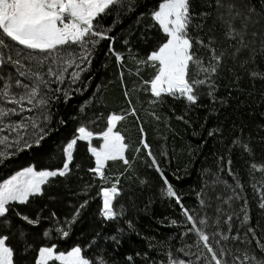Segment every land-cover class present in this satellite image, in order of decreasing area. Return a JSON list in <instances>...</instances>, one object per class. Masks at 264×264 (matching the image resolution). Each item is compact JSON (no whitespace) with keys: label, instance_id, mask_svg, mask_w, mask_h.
<instances>
[{"label":"snow or ice","instance_id":"1","mask_svg":"<svg viewBox=\"0 0 264 264\" xmlns=\"http://www.w3.org/2000/svg\"><path fill=\"white\" fill-rule=\"evenodd\" d=\"M141 3L142 0H0V165L34 145L40 147L59 126L67 125L61 118L57 127H52L51 109L61 98L67 104L73 94L82 95L87 90L90 80L86 74L105 47L104 55L115 59L128 105L121 114L113 111L106 115L102 110L106 107L101 99L103 92L97 85L71 117L78 121L74 132L51 154L58 153L59 166L37 169L29 165L2 179L0 264H108L103 252L97 251L101 247L98 241L110 240L119 247L123 229L105 237L97 233L86 245L77 244L69 250H58L57 243L37 247L33 229L49 220L50 224L41 228L44 238L69 237L73 224L89 204L93 187H98L102 199V220L118 221L126 211L123 204L116 209L118 198L126 192L121 178L135 177L141 186L148 183L134 166L141 146L147 167L155 168L163 180L161 195L173 199L185 217L184 222L171 220L172 225L185 228L180 237L182 246L175 250L183 258L174 254L168 244L164 252L167 259L159 264H264V136H259L264 123L255 125L257 136H253L251 131L245 133L249 125L244 120L237 123L234 119L232 130L238 129L239 134L232 136L228 144L223 143L222 126L208 130L209 137L221 134L223 151L218 150L217 170L211 173V181L205 180L196 194L198 207L189 208L164 175L147 142L145 121L132 100L133 93L150 92V107L145 111L156 120L161 119L157 115L159 106L169 98L179 101L185 111L176 119L185 123H190L185 119L188 111L204 106L205 98L212 115L229 107L232 101L246 108L264 103V0H151L144 3L145 11L136 15L132 24L114 34V29ZM117 43L123 47H115ZM137 44L151 47L146 55H140ZM145 69L152 70L149 79L141 76ZM125 72L141 82L133 81L129 88ZM246 81L251 90L244 87ZM257 81L260 89L256 88ZM221 88L225 95L217 94ZM137 103H141L139 97ZM260 115L264 117V112ZM129 116L138 125V144L129 142L118 130V124ZM101 120H106L105 127L93 130L92 125ZM78 142L86 144L87 163L75 160ZM234 154L246 165L242 172L247 180L238 170ZM110 162H121L122 170L113 173ZM225 172L232 178L231 183L221 175ZM74 179L80 185L78 192L70 187ZM246 185L252 188L260 210L255 226L251 223ZM57 186L78 201L70 205L71 212L63 219L53 210L43 216L48 205L38 206V199L45 196L51 201L59 198L52 194ZM129 202L135 207L131 197ZM34 204L37 209L30 215L26 209ZM126 223L130 231H135L131 220ZM188 233L196 237L191 244L184 240ZM145 239L149 249L165 247L166 242L154 245L153 237ZM87 250H93V254ZM142 258L145 264H157L147 252ZM126 259L131 261L132 257Z\"/></svg>","mask_w":264,"mask_h":264},{"label":"trees","instance_id":"2","mask_svg":"<svg viewBox=\"0 0 264 264\" xmlns=\"http://www.w3.org/2000/svg\"><path fill=\"white\" fill-rule=\"evenodd\" d=\"M145 2H151V0H142L141 6L137 8L136 12L125 17L118 28L114 29V34L119 33L120 29H126L133 23L136 15L145 11ZM136 35L138 36L139 32ZM104 43L106 44V42ZM115 47L121 48L123 46L117 43ZM135 47L139 49L140 55H146L151 46L137 44ZM105 51L106 47L96 55L90 73L86 74L90 80L87 90L82 95L73 94L67 104L61 98L51 109L53 113L51 126L57 127L56 122L61 118L68 122L67 125L59 126L57 131H53L41 142L40 147L34 145L32 149L19 152L10 159H6L4 164L0 165V182H2L3 178H7L10 174H14L16 171L29 165H34L37 169L59 166L58 153L55 156L51 154L57 152V146L61 141L68 138L74 132L78 121H73L71 117L78 113L79 105L89 99L92 93L96 91L97 85L101 86L103 92L101 99L106 107L102 110L106 115L113 111L116 114H121V109L128 107L123 97V88L118 76L115 59L114 57L107 58L104 55ZM129 67H132V65L129 64ZM151 71V69H145L141 73V76L144 79H149ZM125 81L129 88L132 87L133 81L137 83L141 82L137 76L133 75L130 77L127 72H125ZM244 87L251 90L250 83L247 81ZM256 88H261L259 81L256 82ZM217 94L225 95L226 92L221 88ZM256 96L257 101H259V92H256ZM137 97H139L141 103H137ZM149 98L150 92L145 93L141 91L132 94L133 103L136 105L141 119L145 121L143 127L146 132L147 142L151 145L158 161H160L164 175L174 186V189L181 194L185 206L196 208L198 207L196 194L200 191L205 180L211 181V173L217 170L218 150L223 151L220 142L221 134L217 133L209 137L207 134L208 130L222 126L224 129L223 143L228 144L232 136L239 134L238 129L232 130L233 120L235 119L239 123V120L242 119L249 125L248 128H245V133L251 131L253 136H257L255 125L264 123V117L260 115L261 112H264V103H258V106L254 104L252 108H246L244 105L237 107L236 101H232L229 107L221 108L219 113L212 115L209 114V101L205 98L202 101L204 106L193 107L188 111L185 119L189 120L190 123H185L183 120L176 119L178 115H183L185 111V106L179 101H172L169 98L167 103L159 106L157 108V115L161 119L156 120L145 111L150 107L147 103ZM244 98V96L240 97L242 100ZM14 119H18V117H14ZM97 125H92L93 130H102L106 125V120L98 121ZM118 130L126 136L129 142L138 144L139 131L134 117L129 116L126 120L121 121L118 124ZM259 136H264V130L259 132ZM162 152L165 154L161 155ZM85 154L86 144L78 142V148L74 154L75 160L87 163L84 160ZM146 159V153L141 146V152L134 166L140 174V178L148 181L146 185L141 186L139 180L135 177L131 180L121 178L122 186L126 189V192L122 193L121 197L118 198L119 204H116V209L119 210L120 204H123L126 211L124 216L120 217L118 221L102 220V217L99 215L102 199L98 195V187H93L89 193V204L86 209L82 210L77 222L73 224L69 237L60 240H48L44 238L41 228L47 227L50 221L43 220L40 226L33 229L35 245L38 247L57 243L58 250H69L77 244L81 246L86 245L97 233L101 237L115 235L117 229L120 228L124 230V233L120 237L121 242L119 247L114 245L110 240L100 239L98 241L101 247L97 251L103 252L108 260V264H145L142 258V254L145 252L159 264L160 261H166L167 259L164 252L167 250L168 244L172 246L171 250L174 254L183 258V254L176 253L175 250L182 246L180 237L185 228L179 225H172L171 220L176 219L184 222L185 217L181 215L180 208L175 204L173 199L161 195L162 189L165 187L163 180L160 174L155 171V168L147 167L145 163ZM233 159L236 161L238 170L242 172L243 167H246V165H243V161L239 159L238 154H234ZM110 164H112L111 171L113 173H118V171L122 170L121 162H110ZM206 169L210 171L205 172ZM221 175L229 183L232 182V178L226 172L221 173ZM242 176L244 180H247V176L243 175V172ZM85 180H87V177H85ZM97 184H99V181H97ZM70 187L73 192H78L80 189L79 182L74 179ZM52 194L57 195L59 198L56 201L49 200L47 196L38 199L39 207H43L45 204L48 205L42 213L45 217L49 215V210H53L63 219L65 215L70 214V205L78 203L77 198L67 194V190L63 187L57 186ZM246 194L250 200L251 223L255 226L260 210L256 206L255 199H253V190L248 185H246ZM129 197L135 201V207L130 206ZM20 207L21 209L25 208V206ZM36 209L37 204H34L26 210L30 215H34ZM127 220L132 221L135 231L129 230L126 223ZM26 227L30 226L26 225ZM186 227L190 228L191 225L187 224ZM206 231L210 230L206 229ZM137 232L140 235H137ZM145 237H153L154 239L151 242L154 245L158 242H166L164 249H149V242ZM195 239L196 237L193 233H188L184 237V240L189 244L193 243ZM87 251L89 254H93V250ZM137 253H141V255L137 256ZM128 256L132 257L131 261L126 259Z\"/></svg>","mask_w":264,"mask_h":264},{"label":"rangeland","instance_id":"3","mask_svg":"<svg viewBox=\"0 0 264 264\" xmlns=\"http://www.w3.org/2000/svg\"><path fill=\"white\" fill-rule=\"evenodd\" d=\"M94 143H97V142L94 140Z\"/></svg>","mask_w":264,"mask_h":264}]
</instances>
